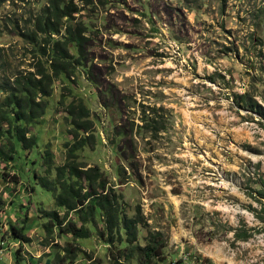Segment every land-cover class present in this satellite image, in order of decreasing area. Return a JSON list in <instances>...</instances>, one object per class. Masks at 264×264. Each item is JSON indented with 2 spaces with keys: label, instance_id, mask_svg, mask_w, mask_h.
I'll use <instances>...</instances> for the list:
<instances>
[{
  "label": "rangeland",
  "instance_id": "1",
  "mask_svg": "<svg viewBox=\"0 0 264 264\" xmlns=\"http://www.w3.org/2000/svg\"><path fill=\"white\" fill-rule=\"evenodd\" d=\"M27 72L52 82L31 123L0 108V264H264V0H0V86Z\"/></svg>",
  "mask_w": 264,
  "mask_h": 264
},
{
  "label": "trees",
  "instance_id": "2",
  "mask_svg": "<svg viewBox=\"0 0 264 264\" xmlns=\"http://www.w3.org/2000/svg\"><path fill=\"white\" fill-rule=\"evenodd\" d=\"M40 22H37L39 25ZM42 25H45L42 23ZM49 32L56 31L53 28H47ZM79 45V41L76 40V44ZM38 76V77H36ZM52 82V77L49 74H45L43 72L40 73H29L27 72L26 76L22 77H14L11 83H7L5 87L0 86V88L7 93V97L3 98L0 101V108L3 106H11V118L8 120L10 122H24L31 123L34 119L39 117L43 113V109L45 106L44 97H47L50 94V84ZM2 119L6 120V116H2ZM19 124H13L12 126V136L15 140L20 144L23 149H29L35 145V140L32 136H25L24 129ZM6 156V155H5ZM4 157V156H3ZM50 155L47 152L45 157V163L49 162ZM41 185L45 187L46 190H51L53 186H49L48 184H43L39 182ZM64 193L62 195L56 194L53 196V200L55 205L63 206L66 210L74 209L76 206L83 207L86 204V207L93 209L94 206H98L103 210L99 204L94 202L92 198H90L86 203H84L83 198H75L70 197L68 195V189L63 185L61 186ZM66 197V199H65ZM79 207V208H80ZM53 218L56 219V216L53 215ZM66 232H69L75 238L86 237L87 230L82 226H76L73 223H67L65 226ZM11 232L13 235L19 239H22V234L16 230V228L11 227ZM157 234V233H155ZM240 237V236H239ZM146 242L142 247V253L147 260L153 255H157L160 247L163 246L161 242L155 241V236L149 234L145 239ZM15 264H18L15 260Z\"/></svg>",
  "mask_w": 264,
  "mask_h": 264
}]
</instances>
